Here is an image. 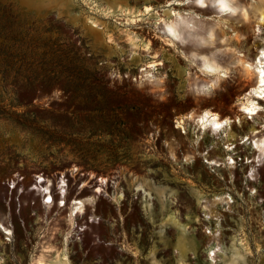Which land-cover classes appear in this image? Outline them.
Instances as JSON below:
<instances>
[{"label":"rangeland","instance_id":"1","mask_svg":"<svg viewBox=\"0 0 264 264\" xmlns=\"http://www.w3.org/2000/svg\"><path fill=\"white\" fill-rule=\"evenodd\" d=\"M239 2L249 21L184 0H0V223L11 231L8 240L0 230L3 264L33 263L45 241L52 245L48 264L59 255L67 264H211L207 226L221 231L228 249L247 240L250 249L234 264H264V165L249 181L254 158L243 163L234 148L226 150L234 167L210 150L207 159L223 162L212 168L198 158L173 162L152 149L156 130L172 132L177 122L184 130L190 124L191 139L215 145L237 144L254 130L264 135V97L254 120L239 108L253 80L233 64L217 78L192 59L193 52L200 59L219 50L254 60L264 46V20L251 15V0ZM174 13L213 26L216 45L170 44L155 23ZM210 80L219 86L209 88ZM201 86L205 93L198 94ZM206 111L229 120L217 138L193 121ZM39 175L54 183L65 178L66 206L46 208L29 191ZM97 178L107 181L100 190ZM178 188L192 193L183 213L174 204ZM52 194L58 198L55 185ZM92 195L95 204L71 227L69 200ZM220 196L232 202L204 220L201 200ZM225 256L217 264H230Z\"/></svg>","mask_w":264,"mask_h":264},{"label":"bare ground","instance_id":"2","mask_svg":"<svg viewBox=\"0 0 264 264\" xmlns=\"http://www.w3.org/2000/svg\"><path fill=\"white\" fill-rule=\"evenodd\" d=\"M204 3L207 5L208 0H204ZM220 4H226V5H228V7L221 8V7H219ZM240 4L243 5L244 3L242 2ZM196 6L203 8L202 6H199V5H196ZM207 7L211 8L210 5ZM231 7H234L231 4V0H217V7H215V10H217L219 12V14H221V15L224 13H227L226 15H228V14L236 15V13L229 11V8H231ZM246 7H248V5H246ZM148 11H149V7H146L145 13L146 14L149 13ZM251 15L254 16V19H257V21L258 20L263 21L264 20V5L259 4V3L254 5L252 8V11H251ZM241 16L243 17V19L245 21L250 20V13L247 10H246L245 14L241 15ZM122 19L124 20V18H122ZM135 19H130V20L131 21L134 20V22L136 20L139 21V19H136V20ZM127 23H129V22H127ZM155 24H157V26L155 27V28H157V31L159 33L164 34L165 36H167L169 38L170 44H171V42H178L182 45H192V46H195L197 48L206 47V46L213 47V45L215 44V39H217L215 36L216 35L215 28L213 26L205 23L203 20L198 19L196 16L195 17L194 16H185V15H181L178 13H174V15L172 16V19H167L165 17H161ZM189 24L192 25L191 28L188 27ZM221 30H223V28ZM133 39H134L133 37H130L129 41H132ZM184 41H187V43H184ZM194 53L195 52H193L194 58H192V59H193V61H195L196 59H197V61L198 60L200 61V67L199 68L202 69V72L204 71L210 75L211 74H214V75L217 74V78H221L220 73L227 72L228 68H226V66L230 65V67H231V65L233 64V65H235V70L238 69L237 71L240 73V75L244 79H246V80L249 79L248 81H250V82L252 80L253 81L255 80L254 82L253 81L251 82L253 84L250 85L249 93L244 94V96L241 98V101L239 102V108L245 114V117L247 119L254 120L255 116H257V114L262 110L261 104L257 101V99L264 97V46L258 50V53H257V55L253 61H250L245 55L227 58V57H224L219 52V50H216L214 52H211V53L203 56L206 58V62H205V60L198 59L194 55ZM212 54H214V55H212ZM206 87L207 86H201L198 89L196 87L198 94L205 93ZM217 115L208 113V111H206L203 114H201L197 119H195V120L193 119V121L196 122V125L199 124L200 127L203 128V130L210 129L211 134L215 135V137L217 138V136L220 134V132L223 131L224 126L229 121L227 119L219 120V118H217ZM225 121H227V123H225ZM238 122H240V121H238ZM177 123H178V127H179L180 124H179V122H177ZM207 130H205V131H207ZM255 132H257V130L252 131L253 136L251 135L250 139H248L247 135L241 138L242 143L249 142V144L254 146L257 150L262 151V152H258L257 155L253 159V161H255L256 165L251 166L249 168V171L246 175V179L249 181L250 180H257V177H256L257 168L259 166L261 167V165H264V135H262L261 137H257L254 135ZM227 147L230 148V145ZM173 157H174V155H173ZM251 160L252 159L247 160V162H249ZM206 163L209 164L210 168L223 165V162L218 161L217 158L215 160H207ZM235 163H236V161L230 156L226 159L224 164H227L228 167H234L233 164H235ZM97 181H98V183H100L98 186L99 188L97 190H100L101 187H104V185L107 183L106 179H104V178H97ZM67 184L68 183H66V180L62 175L58 178L56 183H54L51 179H48V178L46 179L42 175H39V176H36L34 184H32L29 187V191H30V189H33V191L35 190L37 192V194L40 196L41 203L44 206H46V208H49L47 206H51L54 203H56L57 206L61 208V207L66 206V204H67V190H66ZM54 185L56 187V193L58 194L57 199H54L55 197H53V194H52V186H54ZM9 187L11 189L17 188V182H15V181L10 182ZM79 190L80 189L78 187V191ZM97 190H95L94 192H96ZM21 191H22V188H19L18 192H21ZM250 194L256 195V189L250 188ZM95 197H96V195L85 197L83 199L82 198L78 199V198L74 197L73 199L69 200L68 205H67L69 212L66 215V220L71 225V227L74 226V224H75L74 223V217H76L78 215L82 216L86 212V207H87L86 205L92 206L95 204V200H94ZM208 200L209 199L202 200L203 205L205 204L204 206L202 205L204 220L211 218L212 215L214 216V214H213L214 208H212V204L210 205V203H208ZM212 201L214 202L213 207H215L218 204L228 205L230 202H232V199L228 196H225V197L220 196V197H216ZM261 201H262V199H260L257 203L259 204V202L261 203ZM215 218H216V220L220 219V218L218 219V217H215ZM89 220L97 221L98 219L96 216L90 215ZM0 230L6 235L5 236L6 239H8L9 238L8 235L11 232L10 229L8 227H5L2 223H0ZM204 231L206 234L211 235L213 237V241L208 245V249H207V257H208L207 260L210 261L211 264H213V258L211 256V254H212V252L215 251V249L217 247H221L223 249V254H226L225 257L230 259V261H232V257L234 255H236L237 252L239 253V255L243 256V254L246 252L245 248L247 250L250 249V246H249L247 240H245V239H237V241H233L231 244V248L228 249V247H226L224 242H222L220 239L221 231L219 229L212 231L207 226V227H205ZM217 233H219V235H217ZM51 250H52V245L50 246L48 241H45L44 245L42 246V249L40 250V253L37 255H32L33 256V259H32L33 262L34 261H42V264H48L49 258H48L47 252H49ZM53 252H54V249H53ZM228 255H230V256H228ZM220 256H221V253H217L215 256L217 263L219 261H221ZM55 259L57 260V262H55V264H67L65 262L64 258L60 257V255L56 256ZM238 260L239 259H237L236 261H238ZM31 264H33V263H31Z\"/></svg>","mask_w":264,"mask_h":264},{"label":"flooded vegetation","instance_id":"3","mask_svg":"<svg viewBox=\"0 0 264 264\" xmlns=\"http://www.w3.org/2000/svg\"><path fill=\"white\" fill-rule=\"evenodd\" d=\"M179 125L173 124V128L177 130H173L172 132H164L163 130H156V134L153 138V141L155 142L152 149L154 148L156 153L161 158H167L168 160H171L173 162L175 161H184L188 160V162H194L196 161V158H198L201 162H207L206 157H211L210 150H217L224 154V157L227 158L226 150L234 148L233 153L241 152L243 153L242 157H239L240 160L243 161V163L246 162V160H250L251 158H247V155L253 156V158L257 155L258 152H262L257 150L254 146L250 144L248 146V143H242L237 142V144L240 145L238 149H235L237 144L229 142L230 148L227 147L224 142H220L219 145H215L214 142L207 141L203 139L202 136H199L198 140L191 139L188 136V133L190 132V124H185L186 130H184V127ZM209 135V134H208ZM187 154V156H186ZM174 155V157H173ZM219 157V156H216ZM77 192V191H76ZM79 193V192H78ZM175 194V200L174 204L177 206V209H179L180 212L183 213V211H188L189 209V196L192 195L190 190H182V189H176L174 192ZM208 203L210 205L212 204L213 207V201L208 200ZM203 204V201L201 200L200 206ZM205 205V204H204ZM203 205V206H204ZM54 223H57L55 221Z\"/></svg>","mask_w":264,"mask_h":264},{"label":"clouds","instance_id":"4","mask_svg":"<svg viewBox=\"0 0 264 264\" xmlns=\"http://www.w3.org/2000/svg\"><path fill=\"white\" fill-rule=\"evenodd\" d=\"M184 3L196 4V5H199V6H202V7H207L209 5L211 7H213V8L217 7V0H208V4L207 5L204 3V0H184ZM257 3L264 5V0H251V3L248 4V9L253 8V6L256 5ZM231 4L234 7L229 8V11H232L233 13L239 12L241 15L245 14L246 9H245L244 5L239 3V0H231ZM219 7L226 8V7H228V5L220 4ZM188 27L191 28L192 25L189 24ZM184 43H187V41H184ZM212 55H214V54H212ZM200 59L205 60V62H206V58L205 57H201ZM148 67L154 68L155 65L154 64H150V65H148ZM196 67L198 68V70L202 71V69H200L198 65ZM232 67H235V65H232ZM220 75L223 76V73H220ZM147 76L155 79V77H152V73H148ZM160 80H161V83H162L163 82V78L161 77ZM206 83H207L209 88H215V87L219 86V80H210V81H207ZM225 123H227V121H225ZM184 231L186 232L187 229H184ZM217 235H219V233H217ZM179 251H180V249L177 248V252H179ZM245 251H247L246 248H245ZM217 253H221V255H223V249L221 247H217L215 249V251L212 252L211 256L213 258V264H217V261L215 259V256H216ZM237 259L243 260L244 257L239 255V253L237 252L236 255H234L232 257V261L230 262V264H234V262ZM0 264H3V262L0 261ZM33 264H42V261H34ZM179 264H184V261L183 260L179 261Z\"/></svg>","mask_w":264,"mask_h":264}]
</instances>
